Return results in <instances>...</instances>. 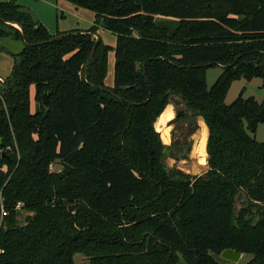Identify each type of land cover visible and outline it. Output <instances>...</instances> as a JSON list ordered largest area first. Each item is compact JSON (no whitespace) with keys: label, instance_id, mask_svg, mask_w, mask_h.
<instances>
[{"label":"trees","instance_id":"16d2710c","mask_svg":"<svg viewBox=\"0 0 264 264\" xmlns=\"http://www.w3.org/2000/svg\"><path fill=\"white\" fill-rule=\"evenodd\" d=\"M17 1H0V37L20 42L0 79V264H74L75 253L89 264H218L225 249L264 264V141L254 137L264 100L225 102L234 80L264 88V0H66L94 23L55 34ZM157 14L177 18L175 29ZM99 28L115 34L111 86L99 36L84 75ZM171 95L185 110L169 125L189 111L207 127L202 174L164 162L191 150L154 128Z\"/></svg>","mask_w":264,"mask_h":264},{"label":"rangeland","instance_id":"374dc122","mask_svg":"<svg viewBox=\"0 0 264 264\" xmlns=\"http://www.w3.org/2000/svg\"><path fill=\"white\" fill-rule=\"evenodd\" d=\"M25 1L28 2V6L25 7H27L32 12H35V14H37L38 17L40 16L39 18H42L40 19L41 21L40 20L39 21L40 23L43 22L41 24L49 31L50 34L52 33L55 34L58 31L68 32L73 29L87 30V28L94 23L95 13L93 11H91L88 8L86 9L77 6L75 10L74 5L71 4V2H67L66 0H63V2L59 1L57 4L55 3V0H52L51 3L48 0H25ZM35 8L36 10H41L40 13L41 15H39L35 11ZM154 21L156 25L168 27L170 31H173L176 27L175 25L178 20L175 17L173 18V17L157 14L154 18ZM97 35L100 37L104 45L109 46L107 52V69L104 80H105V85H112L115 34L106 28L105 29L99 28L97 30ZM0 46H1L0 48V79H1L11 74L13 68L12 54L18 52V50L20 49V42L13 41L8 38L0 37ZM221 70L222 68L219 65L210 66V68L207 69L205 78L208 87H210L211 84H213V82L217 79L216 77L220 74ZM261 83H262L261 79L257 77L252 78L251 80H247V79L234 80L226 94L227 96L225 102L229 104L235 98L238 97L239 93H242L243 97L245 98L246 96H254L258 101L264 100V88H262ZM29 100H30V111L34 112L36 107V103L34 100V86H31L29 89ZM169 103L174 108V111L177 108L185 110L184 103L176 106H174L171 102ZM187 113L189 116L185 119V121H190L193 123L195 122L197 123V127H198V122L201 117L200 116L192 117L191 112L187 111ZM179 123L180 122L177 121L168 126L169 127L168 142L165 143L161 138L164 144L167 145L171 144V138L173 134L172 130H174V128H177ZM256 129L257 130L254 133L255 139L257 141H264V124H259ZM177 131L180 132L178 129ZM193 132L194 131L192 129H188V132L183 137L185 141L190 142L191 150L188 153L187 157L185 159L179 158L178 160H176L171 158L170 156H167L164 162L169 167L180 168L191 175H196V174L198 175L208 170V166L200 165L198 163V158L196 156L194 157V154H192V151L194 149L193 146L195 144V138H194L195 133ZM56 168H59V165L54 163L53 169L56 170ZM236 199L237 201L235 206H236V210H238L246 200L243 192L239 193ZM28 214L29 212L22 210L17 216V222H19V224L22 225ZM251 257H252L251 253L250 254L246 253L243 254L237 261L227 260L222 258L221 256H218L216 258L218 264H246ZM74 264H89V258L82 253H75ZM177 264H185L181 255L179 256V261Z\"/></svg>","mask_w":264,"mask_h":264},{"label":"bare ground","instance_id":"6f19581e","mask_svg":"<svg viewBox=\"0 0 264 264\" xmlns=\"http://www.w3.org/2000/svg\"><path fill=\"white\" fill-rule=\"evenodd\" d=\"M173 109L174 108L172 107V105L168 104L162 110L154 124L156 131L161 133V137L165 143H167L169 140L168 124L175 116V114H173ZM195 131V144L193 146L194 149L192 151V154H194V157L196 156L198 158V163L200 165L206 166L207 153L205 144L207 140L208 130L201 118L199 119L198 127Z\"/></svg>","mask_w":264,"mask_h":264},{"label":"water","instance_id":"95a60500","mask_svg":"<svg viewBox=\"0 0 264 264\" xmlns=\"http://www.w3.org/2000/svg\"><path fill=\"white\" fill-rule=\"evenodd\" d=\"M22 11L23 12H25V13H27V14H29L30 16H31V18H32V21H33V23L34 24H36V25H38V17H37V15L35 14V12H32L31 10H29L28 8H25V7H23L22 8ZM14 25V24H13ZM16 25V24H15ZM19 28V27H18ZM87 33H90V32H87ZM61 35H56V36H54V37H52V39L53 38H57V37H60ZM95 37H96V40H95V43L93 44V48L91 49V51L89 52V54H88V57H87V59H86V64H85V66H84V75H85V71H86V68H87V65H88V60L90 59V57H91V55H92V53H93V51H94V49H95V47H96V44L98 43V40H99V38H98V35L97 34H95ZM42 99H43V104H44V106H48V99H47V93L46 92H44L43 94H42ZM170 102L174 105V106H176V105H181L183 102H182V99L179 97V96H174V95H171V97H170ZM169 104V103H168ZM192 130L194 131L193 133H195V128H194V126L192 127ZM62 165H63V163H62ZM243 255V253L242 252H240V251H236V250H233V251H230V250H228V249H225V250H223V251H221V254H220V256L222 257V258H224V259H227V260H231V261H237V260H239V258L241 257Z\"/></svg>","mask_w":264,"mask_h":264},{"label":"flooded vegetation","instance_id":"af4514ba","mask_svg":"<svg viewBox=\"0 0 264 264\" xmlns=\"http://www.w3.org/2000/svg\"><path fill=\"white\" fill-rule=\"evenodd\" d=\"M180 123L178 124L177 128H174L173 134H172V138H171V142H179L184 140V135L188 132V129H192V127L194 126L193 122L190 121H179ZM187 122V123H186ZM169 126V124H168ZM185 126V127H184ZM180 128V129H179ZM188 128V129H187ZM177 129L180 131L178 132ZM196 130V129H195ZM182 132V133H181ZM182 137V138H180Z\"/></svg>","mask_w":264,"mask_h":264},{"label":"crops","instance_id":"0c3cea01","mask_svg":"<svg viewBox=\"0 0 264 264\" xmlns=\"http://www.w3.org/2000/svg\"><path fill=\"white\" fill-rule=\"evenodd\" d=\"M0 1H8V0H0ZM48 1H50V3H51L52 0H48ZM59 1H60V2H63V0H55V3L57 4ZM17 2H18L22 7L28 6V2L25 1V0H18ZM71 4H72V3H71ZM73 5H74V4H73ZM36 6H37V5H36ZM25 8H27V7H25ZM74 8H75V10H76L77 7L74 5ZM35 11H36L39 15H41V14H40V13H41V10H36V8H35ZM36 15H37V14H36ZM37 17H38V16H37ZM39 17H40V16H39ZM39 17H38V20L42 19V18H39ZM40 21H41V20H40ZM41 23H43V22H41ZM14 26H15V27H18V25H15V24H14ZM113 68H114V67H113ZM112 84H113V83H112ZM109 86H111V85H109ZM169 104H170V103H169ZM167 105H168V104H167ZM167 105H166V106H167ZM174 112H175V111H174V109H173V114H174ZM174 117H175V116H174ZM202 120H203V119H202ZM203 122H204V121H203ZM206 128H207V127H206ZM157 132H158V131H157ZM160 134H161V133H160ZM161 138H162V137H161Z\"/></svg>","mask_w":264,"mask_h":264},{"label":"built area","instance_id":"2783aa9c","mask_svg":"<svg viewBox=\"0 0 264 264\" xmlns=\"http://www.w3.org/2000/svg\"><path fill=\"white\" fill-rule=\"evenodd\" d=\"M49 169H50V171H60L61 169H60V166H59V168H56V170L55 169H53V163H50L49 164ZM6 212L5 211H3L2 212V214L4 215Z\"/></svg>","mask_w":264,"mask_h":264}]
</instances>
